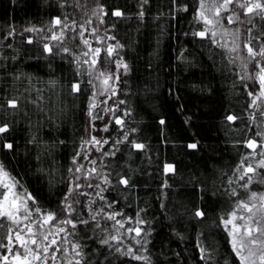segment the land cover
I'll use <instances>...</instances> for the list:
<instances>
[{
  "label": "trees",
  "instance_id": "obj_1",
  "mask_svg": "<svg viewBox=\"0 0 264 264\" xmlns=\"http://www.w3.org/2000/svg\"><path fill=\"white\" fill-rule=\"evenodd\" d=\"M238 3L224 12L232 15L228 30L235 37L225 42L210 33L193 35L206 27L194 18L198 0H0V125L9 128L0 134V160L39 207L57 214L51 225L66 218L77 223L66 240L52 237L60 249L56 264L80 259L75 243L82 246V264H239L221 218L251 191L264 192L259 183L264 149L246 146L249 140L264 143V101L253 108L248 95L259 94L254 77L264 58L253 60L246 50L249 43L257 49L264 45V19L246 14ZM117 10L121 16L113 15ZM57 17L71 25L62 41L51 39ZM109 47L115 49L111 56ZM121 61L126 70L118 66ZM100 72L113 75L104 91ZM76 83L79 92L73 91ZM14 98L16 108L9 105ZM99 99L108 100L106 107L97 106L90 116V103ZM230 115L236 119L228 120ZM92 137L101 143L86 144ZM82 163L89 170L77 172ZM248 165L257 172L249 174L252 183L245 192L239 177ZM66 203L72 204L71 216L60 212ZM198 210L202 217L195 215ZM113 212L123 213L117 220L131 217V222L120 228L106 219ZM137 219L144 223L137 225ZM0 223V244H7L9 229L17 225ZM137 226L140 237L127 233ZM117 229L119 243H101ZM129 247L149 261L123 255ZM200 247L210 259L201 260Z\"/></svg>",
  "mask_w": 264,
  "mask_h": 264
},
{
  "label": "snow or ice",
  "instance_id": "obj_2",
  "mask_svg": "<svg viewBox=\"0 0 264 264\" xmlns=\"http://www.w3.org/2000/svg\"><path fill=\"white\" fill-rule=\"evenodd\" d=\"M236 3V0H222V2H217V0H198V10L196 12V16L194 17L198 21L203 22L206 26L203 30L193 33L195 36H199L201 38L208 37L209 33L212 38H215L217 33L213 31L211 28L207 27L208 25H213L214 23H220V20L210 19L207 15L209 10L213 11V15L215 17H220L222 11H230L229 6ZM239 8L244 9L246 14L250 15H258L261 19H264V0H244L243 3H238ZM187 10V9H185ZM103 11V9H101ZM107 14V13H105ZM115 16H121L122 12L115 11L113 13ZM142 15V13H141ZM228 23H233L232 15H229L227 18ZM236 19L239 20V15L236 16ZM55 25L59 26L62 24V21L59 17H57L54 21ZM35 29L29 28L26 31H34ZM12 32H9L8 35H12ZM227 29H225V35H227ZM64 38V32L61 31L59 35H53L51 37L52 40L62 41ZM7 39V36L5 37ZM28 43H32V40L29 39ZM85 45L89 42L88 40L83 41ZM221 47H227V44H221L220 41H214ZM117 47H120L117 45ZM238 47V46H237ZM44 50L48 53H52V47L48 44L44 45ZM236 48L230 49V51H235ZM246 50L248 56L253 60H256L257 57L264 58V45H261L258 49L254 48L251 43L246 45ZM64 52H68V48L63 49ZM100 49L97 48L93 50L94 58L91 60V64L95 65L97 63V59L100 54ZM115 51L114 48L109 47L107 49V54L111 56ZM87 56L88 53L85 52L83 54ZM77 63H79V58H77ZM84 63H89V61H84ZM118 66H122L127 69V65L123 64L122 61L118 62ZM257 67L259 70L256 72L254 79L259 84V94H255V90L248 92L249 96H252L251 106L253 108L258 107V101H264V65L257 62ZM90 74V73H89ZM103 77L102 84L107 89L110 86V81L113 79V75L105 72H100L97 79ZM252 79L253 77H248ZM116 79H119L117 76ZM73 91L79 92L80 84L76 83L72 86ZM113 94H115V89H113ZM95 99V97L93 98ZM123 103V101H120ZM9 105L12 108H16L17 101L14 98L9 101ZM97 104L95 102L90 103L89 105V115H92L91 110L95 109ZM127 114V113H126ZM228 120L233 121L236 119L235 116H228ZM118 125H123L124 121L122 119L117 118L115 121ZM163 123V121H161ZM107 127L104 128V131H107ZM9 131L8 125L5 123L0 125V134L6 133ZM127 138V134H125V139ZM85 143H93L100 144L101 141L97 140L95 137H92L90 141H85ZM107 143V141H104ZM192 148L196 147V144L189 145ZM248 148L255 151L258 147H261L257 143L256 140H249L246 145ZM3 147L9 150L13 149L12 143H4ZM136 149H143V144H134ZM107 155V153H105ZM264 155V152L261 153ZM75 163V159L73 160ZM95 164V161H92ZM260 168H264V160H261L259 163ZM83 168V165L77 167L76 171L79 172ZM95 168L91 170V172H95ZM166 171H174L172 165L166 166ZM240 171V169H237ZM257 169L252 165H248L246 169L241 172L239 177L240 180H245V184L242 185L244 187L245 192L249 191L250 185L252 183V175H255ZM252 174V175H249ZM247 177V179H245ZM124 185H128V179H121L118 181ZM105 183H110L107 177H105ZM259 183H264V173L261 174V179ZM91 186V185H89ZM80 185H76V189H79ZM74 189V190H76ZM103 191V190H102ZM87 195L86 193H83ZM232 195H238V193L233 190ZM104 199L103 197H100ZM67 199V198H66ZM31 202V203H29ZM111 206V205H109ZM73 208L72 204L66 203L63 209H60L61 213H67L71 216ZM103 209L100 210L102 212ZM100 212L94 213L92 215V219L95 220L97 215H100ZM196 216L202 217L204 213L202 211H197L195 213ZM35 216V219H34ZM117 216H123V213L113 212L112 214L107 215L106 219L113 220L120 228H123L125 223L131 222V217L125 220H117ZM57 219V214L53 211H46L39 207L36 202L35 196L32 193L28 192L27 189L24 188V185L20 183V180L17 179L16 176L12 174V171L6 165L3 160H0V221H10L12 224L17 225L19 230L9 229V235L5 237L8 241L7 244H0V247L5 249L4 254H0V264H49V260L55 261L56 255L55 253L59 252L60 249L58 247H54L57 245V240L55 238L49 239L50 236L54 237V233L49 230L47 234L39 232V229H42L44 225L50 224L52 221ZM25 221L28 223L24 224L23 228L19 226L23 224ZM80 224L88 225V220H79ZM222 226L227 236L229 237V243L234 253L236 259H238L239 264H264V192H256L251 191L250 195L247 198L240 199L235 207L229 211L225 217L221 218ZM137 225L143 224L144 221L137 219ZM59 225H70L73 229V233H68V229L65 227H59ZM0 227H3V224L0 223ZM99 227V224H97ZM27 229V239L21 233L24 229ZM77 228V223L72 219H61L58 221V225L56 227L55 234L65 233L63 237L65 240L67 239L68 234H74L75 229ZM35 229V230H34ZM15 235V243H13V235ZM127 233H135V237H140L142 233V229L137 227H129L127 229ZM135 237H133L135 239ZM120 242V234L119 229H117V235H112L108 238L102 239L101 243L105 245H109L110 241ZM137 244H141L140 240H136ZM15 249V251L13 250ZM72 249L75 253L76 257H80V259L73 260L69 259L67 264H82V259L84 253L82 251V246L79 243L72 244ZM49 251L53 254L51 256L48 255ZM67 253V249L64 250ZM116 251L121 252L122 250L118 247ZM201 253V260H205L206 258L210 259L208 256L207 250L203 247L199 248ZM259 252V254H258ZM125 256H130L132 260L135 261H149L148 256L138 255L136 251L129 247L126 252L122 253ZM11 257V258H10Z\"/></svg>",
  "mask_w": 264,
  "mask_h": 264
},
{
  "label": "rangeland",
  "instance_id": "obj_3",
  "mask_svg": "<svg viewBox=\"0 0 264 264\" xmlns=\"http://www.w3.org/2000/svg\"><path fill=\"white\" fill-rule=\"evenodd\" d=\"M244 0H236V3L237 2H239V3H242ZM209 2H210V0H209ZM224 12L225 11H222V13H221V16L222 17H224V19H221L220 17H215L214 15H213V11L212 10H209L208 12H207V15L209 16V18L210 19H213L214 21L215 20H220V23H214L213 25H208L207 27H209V28H211L213 31H215L216 33H217V35H216V37H218L219 39H221V40H223V41H225V42H227L228 41V39H230V40H234V38H233V34L232 33H230V31L228 30V26L230 25V23H228L227 22V17L230 15L229 14V12H226V14H224ZM53 25L56 27V31H54L55 32V35H59L60 34V32L61 31H64V30H67L68 28H70V26L71 25H69V24H65V25H59V26H57V25H55V23H53ZM225 29H227V32H228V34L227 35H225ZM231 43V42H230ZM102 80H103V77H101L100 78V85H101V90L100 91H104L105 90V86L102 84ZM98 94H99V92H98ZM107 99L106 100H102V99H99V101H98V103H97V106L98 107H106V103H107ZM261 149H264V143L263 144H261V147H260ZM264 159V155H263V158L262 159H260V160H263ZM80 165H83V168L81 169L82 171L84 170H89V167H85L84 166V163H82V164H80ZM167 166V165H166ZM85 168V169H84ZM165 170H166V167H165ZM169 172V171H168ZM86 174V177L87 176H89V172L87 171V173H85ZM30 203V202H29ZM34 219H35V216H34ZM26 223H28L27 221H25L23 224H21L19 227L20 228H23L24 227V224H26ZM52 223V222H51ZM64 227L65 228H67V226L66 225H64ZM17 229V231L19 230V228L17 227L16 228ZM68 229V228H67ZM35 230V229H34ZM49 230H51L53 233H54V237H56L58 234H55V232H56V227H55V225H51V224H46V225H44V227L42 228V229H39V232H41V233H44V234H47L48 232H49ZM26 235L25 236V238L27 239L28 237H27V229L25 228L24 229V232H23V234L21 233V235ZM60 234V236L61 237H64L65 236V233H59ZM53 236H50L49 238H52ZM51 263L52 264H56V262L55 261H52L51 260Z\"/></svg>",
  "mask_w": 264,
  "mask_h": 264
}]
</instances>
